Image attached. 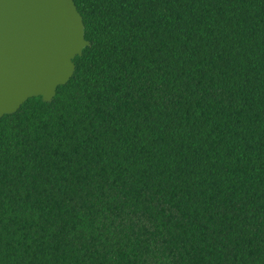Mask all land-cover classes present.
<instances>
[{
    "label": "trees",
    "instance_id": "trees-1",
    "mask_svg": "<svg viewBox=\"0 0 264 264\" xmlns=\"http://www.w3.org/2000/svg\"><path fill=\"white\" fill-rule=\"evenodd\" d=\"M53 98L0 117V264H264V0H74Z\"/></svg>",
    "mask_w": 264,
    "mask_h": 264
},
{
    "label": "water",
    "instance_id": "water-1",
    "mask_svg": "<svg viewBox=\"0 0 264 264\" xmlns=\"http://www.w3.org/2000/svg\"><path fill=\"white\" fill-rule=\"evenodd\" d=\"M74 0H0V117L53 98L89 44Z\"/></svg>",
    "mask_w": 264,
    "mask_h": 264
}]
</instances>
